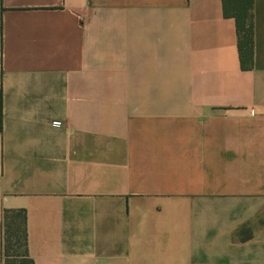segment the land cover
Instances as JSON below:
<instances>
[{
	"label": "crops",
	"instance_id": "obj_1",
	"mask_svg": "<svg viewBox=\"0 0 264 264\" xmlns=\"http://www.w3.org/2000/svg\"><path fill=\"white\" fill-rule=\"evenodd\" d=\"M252 29L243 70L221 0H0V216L33 264H264V0Z\"/></svg>",
	"mask_w": 264,
	"mask_h": 264
},
{
	"label": "trees",
	"instance_id": "obj_2",
	"mask_svg": "<svg viewBox=\"0 0 264 264\" xmlns=\"http://www.w3.org/2000/svg\"><path fill=\"white\" fill-rule=\"evenodd\" d=\"M252 5L253 0H221L222 15L234 21L239 66L243 70L250 69L252 66ZM16 244L23 249L20 260H16V255L11 253ZM0 258L2 264H33L26 253L23 209H3L1 211Z\"/></svg>",
	"mask_w": 264,
	"mask_h": 264
},
{
	"label": "rangeland",
	"instance_id": "obj_3",
	"mask_svg": "<svg viewBox=\"0 0 264 264\" xmlns=\"http://www.w3.org/2000/svg\"><path fill=\"white\" fill-rule=\"evenodd\" d=\"M11 253L16 255L15 257L16 260H20L22 258L21 254H23V249L21 246L16 244L13 246Z\"/></svg>",
	"mask_w": 264,
	"mask_h": 264
}]
</instances>
